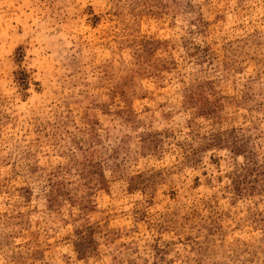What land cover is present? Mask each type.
<instances>
[{
	"label": "rangeland",
	"instance_id": "obj_1",
	"mask_svg": "<svg viewBox=\"0 0 264 264\" xmlns=\"http://www.w3.org/2000/svg\"><path fill=\"white\" fill-rule=\"evenodd\" d=\"M0 264H264V0H0Z\"/></svg>",
	"mask_w": 264,
	"mask_h": 264
}]
</instances>
